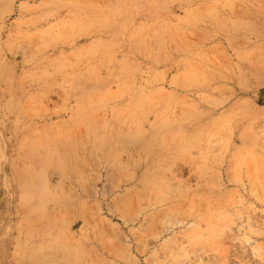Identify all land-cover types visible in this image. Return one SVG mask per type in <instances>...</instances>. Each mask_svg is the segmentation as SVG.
I'll return each instance as SVG.
<instances>
[{"label":"rangeland","instance_id":"rangeland-1","mask_svg":"<svg viewBox=\"0 0 264 264\" xmlns=\"http://www.w3.org/2000/svg\"><path fill=\"white\" fill-rule=\"evenodd\" d=\"M0 264H264V0H0Z\"/></svg>","mask_w":264,"mask_h":264},{"label":"bare ground","instance_id":"bare-ground-1","mask_svg":"<svg viewBox=\"0 0 264 264\" xmlns=\"http://www.w3.org/2000/svg\"><path fill=\"white\" fill-rule=\"evenodd\" d=\"M134 93H135V92H134ZM133 96H134V95H133ZM257 142H258V141H257ZM34 148H35V147H34ZM37 148H38V147H37ZM42 148H43V147H42ZM33 150H34V149H33ZM33 150H32V152H33ZM38 150H39V149H38ZM40 150H41V148H40ZM43 150H44V149H43ZM29 151H30V150H29ZM38 152H39V151H38ZM36 155H37V154H36ZM48 156H49V155H48ZM32 157H33V156H32ZM40 157H41V156H40ZM49 157H50V156H49ZM59 157H60V156H59ZM54 158H55V157H54ZM38 159H39V158H38ZM41 160H42V159H41ZM52 160H54V159H52ZM43 163H44V162H43ZM43 163H42V164H43ZM48 165H49V164H48ZM25 166H26V165H25ZM30 166H31V165H30ZM52 166H53V165H52ZM49 167H50V166H49ZM53 168H54V167H53ZM19 169H20V168H19ZM29 169H31V168H29ZM44 169H45V168H44ZM50 169H51V168H50ZM45 170H46V169H45ZM19 171H20V170H19ZM29 171H30V170H29ZM21 172H22V171H21ZM31 172H32V171H31ZM34 172H35V171H34ZM37 172H38V171H37ZM37 172H36V173H37ZM43 172H44V171H43ZM45 173H46V172H45ZM43 174H44V173H43ZM31 175H32V174H31ZM35 175H36V174H35ZM44 175H45V174H44ZM32 176H34V175H32ZM32 176H31V178H32ZM41 176H42V175H41ZM21 177H22V176H21ZM25 177H26V176H25ZM25 177H24V178H25ZM38 177H39V175H38ZM39 178H40V177H39ZM21 179H22V178H21ZM25 180H28V179H25ZM45 181H46V179H45ZM21 183H22V182H21ZM27 183H28V182H27ZM18 184H19V183H18ZM31 185H33V184L31 183ZM31 187H32V186H31ZM41 188H42V187H41ZM42 190H43V189H42ZM30 191H31V190H30ZM30 191H29V192H30ZM47 191H48V190H47ZM29 192H28V194H29ZM33 192H34V191H33ZM34 194H35V193H34ZM38 194H39V193H38ZM41 195H42V194H41ZM44 195H45V194H44ZM44 195H43V196H44ZM46 196H48V195H46ZM22 197H25V196H22ZM28 198H30V196H29ZM43 198H44V197H43ZM41 199H42V198H41ZM46 199H47V198H46ZM24 200H25V199H24ZM24 200H23V201H24ZM32 200H33V196H32ZM35 200H36V198H35ZM20 201H21V200H20ZM27 201H28V200H27ZM29 202H30V201H29ZM43 203H44V202H43ZM35 206H36V205H35ZM35 206H34V207H35ZM40 206H41V205H40ZM32 207H33V206H32ZM38 208H39V207H38ZM37 213H38V212H37ZM51 228H52V227H51ZM25 230H26V229H25ZM41 230H42V228H41ZM47 230H48V229H47ZM26 231H29V230H26ZM44 231H45V230H44ZM47 232H48V231H47ZM47 232H46V233H47ZM17 233H18V232H17ZM44 233H45V232H44ZM21 234H22V233H21ZM23 234H24V233H23ZM48 235H49V234H48ZM48 235H47V237H48ZM16 236H17V234H16ZM50 238H51V237H50ZM53 239H54V238H53ZM48 240H49V239H48ZM46 241H47V240H46ZM52 241H53V240H52ZM26 244H27V243H26ZM26 244H25V245H26ZM54 248H55V247H54ZM44 251H45V250H44ZM47 252H48V251H47ZM52 253H53V252H52ZM28 255H29V254H28ZM46 255H48V254H46ZM50 255H51V253H50ZM44 256H45V255H44ZM25 257H27V256L25 255ZM34 258H35V257H34ZM36 258H37V257H36ZM21 260H22V259H21ZM31 261H32V260H31ZM31 261H30V262H31ZM47 261H48V260H47Z\"/></svg>","mask_w":264,"mask_h":264}]
</instances>
